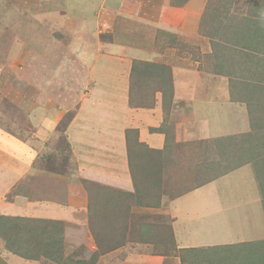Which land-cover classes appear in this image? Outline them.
Wrapping results in <instances>:
<instances>
[{
	"label": "crops",
	"instance_id": "crops-1",
	"mask_svg": "<svg viewBox=\"0 0 264 264\" xmlns=\"http://www.w3.org/2000/svg\"><path fill=\"white\" fill-rule=\"evenodd\" d=\"M98 1L112 39L75 38L83 53L61 70L69 77L64 90L54 82L35 86L59 98L47 100L31 119L29 138L0 128V216L62 222L64 262L27 260L0 244V264L89 260L98 249L95 217L119 219L120 209L128 216L126 241L96 264H215L217 253L264 264L256 161L196 187L184 180L195 165L189 168L190 150L181 147L211 141L217 156L219 140L264 139L263 124L258 129L264 121V38L258 47L244 38V48L228 46L222 56V42L201 33L208 0L179 7L170 0H115L114 8ZM139 62L168 67L171 82L165 87L160 75L142 82L133 70ZM55 73L60 76L58 67ZM255 140L246 147L260 157L263 171L264 145ZM239 182L247 189L236 190ZM172 188L185 191L168 192ZM98 231L108 234L107 228Z\"/></svg>",
	"mask_w": 264,
	"mask_h": 264
},
{
	"label": "rangeland",
	"instance_id": "rangeland-1",
	"mask_svg": "<svg viewBox=\"0 0 264 264\" xmlns=\"http://www.w3.org/2000/svg\"><path fill=\"white\" fill-rule=\"evenodd\" d=\"M261 1L233 0L231 4L233 14L249 19L248 26L250 31L246 29L245 32H248L244 36V38H247L246 43L249 47L251 43L252 47H258L256 44L259 39L256 40L253 37L256 36V30H259L260 35H262L261 31L264 29V6H261L263 5ZM99 3L100 1L98 0H0L1 129L21 139L29 138L30 133L35 130L31 119L32 121L35 120V114L40 113L39 111L42 112V105H46L49 100L54 102L59 98L57 93L50 94L47 90H45L47 93L37 92L35 86L41 85L42 87L43 85L47 89V85L54 82V85L57 84L55 87L57 90L58 88L64 90L63 87L67 85L66 81L69 77H61V70L64 67L67 70L66 67L74 63L75 57L83 53L82 47L77 45L79 42L77 43L75 38L82 37L83 39L90 36L89 39L98 41V37L102 36L104 37L102 39L104 43H108V40L112 39L111 37L114 35L107 34L112 30L107 29V33H105V26L99 19ZM126 3L132 5V0H127ZM107 4L112 8L117 6L115 0H108ZM115 28V31L121 30ZM254 42L256 43L254 44ZM208 45L203 46L204 51L209 47ZM70 48L71 50H68ZM261 49L263 50L260 47L259 50ZM52 60L55 62H52ZM53 63L58 64L57 67L60 72L58 77H56V73L54 74L57 67H52L51 69L53 70L49 71L50 64ZM52 76L55 78L53 81H51ZM48 90H50L49 87ZM43 95L45 97H42ZM261 112L264 114V111ZM69 118L70 115H66L64 122H68ZM64 124L60 127V130H62ZM261 124L264 126V121H260L258 129ZM253 139L252 137L251 140ZM255 141L258 144L264 143L262 138ZM181 147L184 149L189 148L190 150V155L187 157L188 162L191 163L189 168L195 165V168H193L194 172L192 170L184 180L189 185L196 186L199 167L205 163H216L221 157L215 155L214 145L211 141L197 144L185 143ZM257 161V168H261L259 165L260 159ZM217 171L218 168H216ZM260 176L263 179V171H260ZM166 183L169 184V182ZM170 185L172 184L170 183ZM243 185V183L239 182L234 187L241 192L242 189L246 188ZM169 191L177 194V192L181 193L185 190L179 189L177 191V189L172 188L168 189ZM256 222V220L255 222L250 221L249 224L253 225ZM219 255L220 259L215 264H246V261L238 255H228L227 258L226 256L224 258L223 254L217 253L216 256L218 257ZM248 260L250 259L248 258Z\"/></svg>",
	"mask_w": 264,
	"mask_h": 264
},
{
	"label": "trees",
	"instance_id": "trees-1",
	"mask_svg": "<svg viewBox=\"0 0 264 264\" xmlns=\"http://www.w3.org/2000/svg\"><path fill=\"white\" fill-rule=\"evenodd\" d=\"M188 1L189 0H170V4L179 7L183 6ZM232 2L233 0H208L200 24L201 33L204 36L210 40L214 38L222 42V51H219L222 53V56L228 54L226 52L231 46L244 48L246 46L244 45V36L250 31V27L248 26L249 19L232 13ZM261 3L263 4L261 6H264V0H262ZM246 29H248L247 32H245ZM256 32V40L261 37L264 38V29L261 31L262 35H260L259 30H256ZM242 33L243 35L240 37ZM166 38L168 37L166 36ZM169 45L173 46V43L170 42ZM133 70L136 75L138 73L140 74V77L143 78V80L141 78L142 82L153 78L155 79L159 75L164 78L163 83L165 87L168 82H171L170 69L165 66L139 62L135 64ZM137 77L139 78V75ZM137 77L136 79H138ZM64 123L67 124L68 122ZM64 126L66 125L64 124ZM251 137L252 136L247 139L229 138L216 142V148L219 152L218 155L221 159L217 160L218 162L216 163H205L199 167L200 169L197 170L199 176L196 177V187H202L214 181L219 176L243 166L245 163L257 161L260 157L255 158L249 155L248 153L252 152V150L246 147V143L249 140L251 141L250 145L253 144L254 140H251ZM262 144L264 145V143ZM64 159L67 160V155H65ZM216 168H218L217 172ZM260 171V168H258L257 172L264 206V177L261 179ZM119 213L121 214L119 219L117 216L114 217L113 215L106 216L107 218L104 220H100L97 216L95 217L94 224H97V228L95 229L94 226H92V232L98 249L89 260H78L75 264H96L101 255L124 245L128 228V216L126 213L123 215L121 209ZM104 228H107L108 234H99L98 230L100 229L101 232ZM64 232V224L60 221L0 216L1 248L10 254L27 260L37 261L44 257L55 263L64 262ZM158 242L163 243L165 246L168 244L166 240H158ZM169 243L174 247L172 236L170 237ZM155 245L157 246L158 243H155ZM167 252L168 250L162 254L164 255V253H166V255H168L169 253Z\"/></svg>",
	"mask_w": 264,
	"mask_h": 264
}]
</instances>
